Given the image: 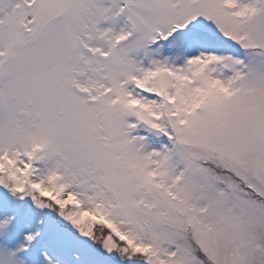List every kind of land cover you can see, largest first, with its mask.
<instances>
[{"label":"snow or ice","instance_id":"snow-or-ice-1","mask_svg":"<svg viewBox=\"0 0 264 264\" xmlns=\"http://www.w3.org/2000/svg\"><path fill=\"white\" fill-rule=\"evenodd\" d=\"M0 264H264V0H0Z\"/></svg>","mask_w":264,"mask_h":264}]
</instances>
